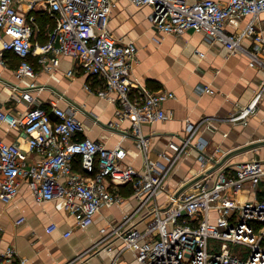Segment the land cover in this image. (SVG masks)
Masks as SVG:
<instances>
[{
	"label": "built area",
	"instance_id": "obj_1",
	"mask_svg": "<svg viewBox=\"0 0 264 264\" xmlns=\"http://www.w3.org/2000/svg\"><path fill=\"white\" fill-rule=\"evenodd\" d=\"M130 1L150 5L152 24L165 33L187 29L204 32L232 51L247 52L251 65L264 67V28L256 24L257 16L264 12V0ZM116 4L115 0H0V66L8 64L9 52L14 53L19 58L14 70L19 82L12 83L1 75L0 81L19 91L18 100L28 104L24 112L16 114L0 103V122L22 129L28 141V148H24L18 140L8 142L0 137V200L13 201L26 181L38 201L60 200L75 216L77 225L85 228L95 221L102 207L123 201L115 187L132 183L140 205L112 226V231L122 240L121 249L136 252L134 264H264V157L222 165L178 196L176 191L164 203L157 201L166 191L169 174L182 153L190 148L197 152L201 164L198 174L214 165L215 154L206 152V139H194L201 124L189 121L181 143L170 142L172 154L163 150L157 159L149 156L150 136L142 125L166 119L164 103L175 93L167 88L152 89L133 79L138 46L134 41L119 40L109 29ZM40 14L54 21L48 23L44 41L38 39ZM244 16L252 18L242 32L226 29L228 21ZM245 36L253 38L251 48L243 44ZM65 55L75 58L84 72L101 83H87L89 91L116 105L119 122L110 120L107 126L131 121V131L123 129L122 133L135 136L144 155L142 169L124 162L122 145L109 147L81 135L84 124L76 113L83 111V105L58 93L69 106L55 101L45 106L35 95L47 85L36 79L33 59L53 71ZM68 74L72 76L74 70ZM263 94L264 82L250 102L228 119L247 124ZM31 153L38 154L39 159L30 160ZM148 207L147 214L136 220L138 212ZM58 228L59 224L52 222L47 231ZM211 238L222 239L223 245L216 247ZM238 244L240 249L234 247ZM105 248L113 250L112 246ZM25 261L12 244L0 251V264Z\"/></svg>",
	"mask_w": 264,
	"mask_h": 264
},
{
	"label": "crops",
	"instance_id": "obj_2",
	"mask_svg": "<svg viewBox=\"0 0 264 264\" xmlns=\"http://www.w3.org/2000/svg\"><path fill=\"white\" fill-rule=\"evenodd\" d=\"M115 1L117 5L111 13L110 31L119 40L134 41L138 46L132 68L133 79L148 84L152 89L167 88L175 93L164 103L168 114L166 119L142 125V130L150 136L149 156L152 159L159 158L163 150L168 154L174 152L170 142L181 143L187 135L189 121L201 124L194 139H206L205 150L209 154L220 152L223 156L234 148L264 139V94L257 112L247 124L228 119L260 90L264 82L263 66L251 65L247 52L241 49L232 51L225 43L209 39L204 32L187 29L181 33H165L159 30L149 18L150 5H137L130 0ZM186 1L192 3L197 0ZM216 1L226 3L228 0ZM251 18L232 19L227 22L226 29L242 32ZM263 21L264 12H261L256 18L257 26L264 28ZM48 29L43 39L40 27L39 40H46ZM253 42L250 36L243 38L246 47L251 48ZM200 51L204 54L200 55ZM18 62L19 58L9 52L8 64L0 66V75L12 83L19 82L14 73ZM33 62L37 70L36 79L47 85L35 92L45 106L55 101L67 108V98L83 105V111L76 113L84 124L81 135L100 140L109 147L122 145L124 162L139 170L143 168L144 155L135 136L122 133L123 129L130 130L131 121L126 119L120 121L118 127H108L110 120L119 122L115 114L116 105L109 98L86 88L87 83L100 85L97 78L84 72L71 56H62L59 66L53 71L35 59ZM70 69L74 70L72 76L68 74ZM58 93L64 94L66 99ZM18 98L19 91L0 81V103L5 108L16 114L24 112L28 104ZM0 137L8 142L18 140L28 148L22 129L0 122ZM261 147L264 145L254 150ZM250 151L253 149L232 155L223 165L249 159L251 154H243ZM181 155L169 174L166 191L158 196L159 203L168 200L171 193L200 172L201 164L193 148ZM39 157L36 153L30 154L32 161ZM115 189L121 193L123 201L102 207L95 221L83 228L77 225L75 216L64 208L60 200L38 201L24 181L13 201L5 203L0 200V251L14 245L18 257L26 260L19 264H134L136 252L130 248L121 249L122 240L112 231V226L119 224L127 213L134 212L141 200L136 196L132 183L121 184ZM149 209L139 211L136 220L147 214ZM20 218L24 221L19 222ZM52 222H57L59 228L47 231ZM139 226L142 227L143 223ZM68 230L71 233L66 235ZM105 245L112 246L113 250L109 251Z\"/></svg>",
	"mask_w": 264,
	"mask_h": 264
},
{
	"label": "water",
	"instance_id": "obj_3",
	"mask_svg": "<svg viewBox=\"0 0 264 264\" xmlns=\"http://www.w3.org/2000/svg\"><path fill=\"white\" fill-rule=\"evenodd\" d=\"M264 145V139H259L250 143H247L243 146L234 148L233 150H230L229 152H227L225 155H223L221 157V159L219 161H217L213 166H211L208 170L201 172L200 174L194 176L193 178H191L190 180H188L183 186H181L177 192L175 193L176 196H178L182 191L186 190L187 188H189L193 183H195L196 181H198L199 179H201L202 177H204L207 173H211L213 171H215L216 169H218L219 167H221L227 160L230 159V157H232V155L248 150V149H254L260 146Z\"/></svg>",
	"mask_w": 264,
	"mask_h": 264
},
{
	"label": "rangeland",
	"instance_id": "obj_4",
	"mask_svg": "<svg viewBox=\"0 0 264 264\" xmlns=\"http://www.w3.org/2000/svg\"><path fill=\"white\" fill-rule=\"evenodd\" d=\"M38 19H39V24H40V27H41V30H42L40 37H42L44 39L45 38L44 32H46V30L48 29V23L51 21V19H50V17H48L46 15L38 16ZM258 152H261V153H258ZM248 154H251L252 157H261V156H264V147H261V148L256 149V150L253 149L252 152L250 151V153H245L243 155L244 156H248ZM243 155H242V157H244ZM213 156L215 158V162H214V164H215L217 161H219L221 159L222 154L219 152V153H216ZM252 157H250V158H252ZM0 232H1V230H0ZM223 242L224 241L222 239H216V238H211L210 239V243L211 244L214 243L216 245V247H218V248H220L223 245ZM228 245L230 247L231 246V242H229ZM234 247L236 249H240L241 248V245L238 244V245H235Z\"/></svg>",
	"mask_w": 264,
	"mask_h": 264
},
{
	"label": "trees",
	"instance_id": "obj_5",
	"mask_svg": "<svg viewBox=\"0 0 264 264\" xmlns=\"http://www.w3.org/2000/svg\"><path fill=\"white\" fill-rule=\"evenodd\" d=\"M42 15H46V14H40L39 16H42ZM46 16H48V15H46ZM48 17H49V16H48ZM50 19H51V18H50ZM50 22H51V25L54 24V21H53L52 19H51ZM130 184H131V183H130Z\"/></svg>",
	"mask_w": 264,
	"mask_h": 264
}]
</instances>
